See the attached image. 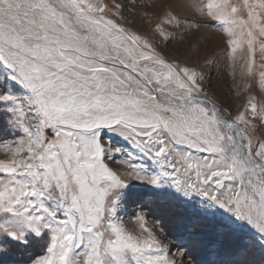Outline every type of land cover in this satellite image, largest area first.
Instances as JSON below:
<instances>
[{
	"label": "snow or ice",
	"instance_id": "snow-or-ice-1",
	"mask_svg": "<svg viewBox=\"0 0 264 264\" xmlns=\"http://www.w3.org/2000/svg\"><path fill=\"white\" fill-rule=\"evenodd\" d=\"M192 7L220 22L232 59L247 45L252 75L257 49L264 61V0H193ZM109 11L103 0H0V64L22 89H0V107L23 133L14 148L3 145L11 159L0 160V233L25 244L26 232L50 233L47 254L32 264H176L146 227L147 212L135 216L146 236L126 234L118 222L122 190L135 180L160 190L142 194L149 204L192 205L170 219L193 240L209 223V264H225L214 246L231 226L214 208L264 237V142L252 131L255 119L264 125V105L250 98L231 117L207 98L203 73ZM164 22L179 19L169 12ZM154 32L171 42L160 24ZM259 77L264 86V62ZM105 131L150 163L106 142ZM109 162L128 170L120 174ZM11 251L0 244V256Z\"/></svg>",
	"mask_w": 264,
	"mask_h": 264
},
{
	"label": "rangeland",
	"instance_id": "rangeland-1",
	"mask_svg": "<svg viewBox=\"0 0 264 264\" xmlns=\"http://www.w3.org/2000/svg\"><path fill=\"white\" fill-rule=\"evenodd\" d=\"M207 2L208 0H196V3L200 5H206ZM242 2L243 0H230L232 4H242ZM103 3L109 6V18L131 31L149 37L163 53L169 57H178L181 63L194 67L198 73H203L202 84L207 98L214 101L218 108L225 110L231 117L244 112L250 98H255L253 102L257 104L258 108L264 105V86L260 84L259 77L260 64L264 61L260 58L259 50L257 49L256 52L253 74L249 75L247 72V45L244 44L238 48L235 58L232 59L227 45L228 37L221 30L220 22L197 12L192 7L193 0H103ZM116 5L121 6L119 15H113L118 11ZM169 12L178 17V23L164 22L165 16ZM244 17L247 18L246 12ZM157 24H160L169 34L171 42L154 32V27ZM8 74L6 67L0 64V89L20 94L21 87L14 81H7ZM0 113H3L2 121L6 131L11 133L7 136L8 132L5 137L0 135V160H10L11 154L3 145L11 144L14 148L15 143L13 142L18 140L23 133L11 128L8 123V114L3 111L2 107H0ZM248 119H253L250 113ZM254 123L256 128L252 131L255 138L264 142V125L259 119H255ZM104 139L106 142L110 141L114 147L122 148L125 153L133 152V159L138 163H150L119 135L105 131ZM116 158L121 161L127 159L121 154H116ZM109 166L120 174L128 170L122 162H109ZM122 191L123 197L116 214L118 222L126 230V234H132L135 237L147 235V233H143L135 218L143 210L148 213L146 227L151 229L157 239L171 250L169 259L175 260L176 264H209L211 257L208 240L211 236V225L205 223L203 235L193 240L177 226L176 222L170 219L173 215L177 218L181 217L184 208L192 205L182 207L179 203H175L172 209H163L157 204H149L148 196L142 194L160 190L141 181H132ZM164 191L175 194V190L171 188ZM192 199L198 201L201 198L193 197ZM213 211L216 212L218 218L226 220L231 226L228 235L220 238L214 246L219 250L225 264H229L231 261H236L237 264H264V237L262 234L247 221L238 220L223 209L214 208ZM3 215L0 213V217ZM157 218L164 220L165 228L163 230L159 227ZM50 235L45 232L41 236H36L35 233L26 232L25 239L28 243L25 244L23 241L10 239L6 234L0 233V244L9 248V243L4 242L11 240L20 243L21 246H27L31 245L34 238L40 239L41 247L39 249L30 247L24 256L25 259L21 256L20 264H32L35 258L47 254ZM185 250V255H182ZM23 253H25L24 250ZM10 254L8 253L6 256L11 258Z\"/></svg>",
	"mask_w": 264,
	"mask_h": 264
},
{
	"label": "trees",
	"instance_id": "trees-1",
	"mask_svg": "<svg viewBox=\"0 0 264 264\" xmlns=\"http://www.w3.org/2000/svg\"><path fill=\"white\" fill-rule=\"evenodd\" d=\"M2 114L3 113H0V135H1V137H5L9 131L8 130L6 131V129H5L4 122L2 121V118H3ZM10 134L11 133L9 132L7 136H9ZM158 207H160V206H158ZM208 226H210V225H208ZM39 241L41 242L40 239L34 238L31 241V245L28 244L27 246H24V245L21 246L20 243H15L14 241H11V240L7 241V242H9V246H10L9 248H12V251L9 252V254L11 253L10 254L11 258H8L7 256H0V264H20L21 263V256H23V259H25L24 256H25V254L28 253L30 247L31 248L36 247L37 249H39L41 247V244ZM14 248H15V251H13ZM23 250L25 251V253H23Z\"/></svg>",
	"mask_w": 264,
	"mask_h": 264
},
{
	"label": "water",
	"instance_id": "water-1",
	"mask_svg": "<svg viewBox=\"0 0 264 264\" xmlns=\"http://www.w3.org/2000/svg\"><path fill=\"white\" fill-rule=\"evenodd\" d=\"M10 239H12V238L10 237Z\"/></svg>",
	"mask_w": 264,
	"mask_h": 264
}]
</instances>
